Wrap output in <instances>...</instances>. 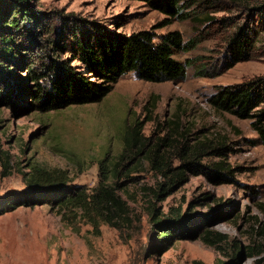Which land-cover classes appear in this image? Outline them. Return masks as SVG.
Masks as SVG:
<instances>
[{
	"label": "rangeland",
	"instance_id": "1",
	"mask_svg": "<svg viewBox=\"0 0 264 264\" xmlns=\"http://www.w3.org/2000/svg\"><path fill=\"white\" fill-rule=\"evenodd\" d=\"M259 2H198L184 9L194 11L196 20L171 19L164 26L168 15L148 0L27 1L36 18L0 84V197L24 188L22 172L32 164L62 168L74 185L96 186L99 162L116 159L124 129L135 121L146 137L178 141L170 151L172 168L182 165L181 134L189 135L190 145L211 141L221 153L185 166V179L160 198L144 189L163 180L148 166L121 180L119 193L134 218L123 230L103 224L95 234L83 222L68 225L48 204L0 215V264H264V147L251 119L219 111L209 101L220 86L264 78V10L253 9ZM87 25L123 34L152 29L158 37L179 31L195 44L174 55L189 61L184 78L149 82L129 72L98 102L40 109L33 78L47 86L43 74L50 63L65 61L87 72L72 51L54 49L66 43L68 28ZM238 27L254 47L250 59L230 65L227 41ZM219 162L223 169L215 170ZM149 204L160 220H177V209L185 235L158 239L161 230L152 224ZM206 231L227 238L215 248L202 242Z\"/></svg>",
	"mask_w": 264,
	"mask_h": 264
},
{
	"label": "trees",
	"instance_id": "2",
	"mask_svg": "<svg viewBox=\"0 0 264 264\" xmlns=\"http://www.w3.org/2000/svg\"><path fill=\"white\" fill-rule=\"evenodd\" d=\"M28 0H0V84L8 72L12 71L8 62L18 55L20 41L31 32L29 26L35 20V13L29 11ZM153 6L168 15L160 25H168L171 19H194L193 12L184 9L198 2L212 0H148ZM248 3L249 0H242ZM253 9L264 10V1ZM249 8L248 4H245ZM212 20V17H206ZM66 43L55 48L72 51L87 72L77 70L65 61L56 60L47 66L44 78L47 86H42L37 77L36 98L40 109L50 111L75 104L95 103L103 99L118 82L129 72L138 79L149 82L179 81L185 76L184 63L177 60L176 51L187 52L195 44L194 40L184 41L179 31H170L158 37L151 30H139L129 34L117 33L103 27L84 26L68 28ZM254 42L244 27H238L227 41L233 65L250 59ZM204 74L203 72H200ZM12 75V74H11ZM1 90V89H0ZM210 104L217 110L231 113L241 119H251V127L256 132L259 143L264 147V78L237 85L220 86L210 98ZM139 121L127 126L122 135L123 146L113 162L107 159L99 162L98 183L92 188L71 183L69 173L62 168H46L38 164L29 166L22 172L24 188L0 197V215L19 207H35L48 204L60 219L74 225L83 222L91 226L95 234L100 226L107 225L123 230L133 221V213L125 198L119 193L124 188L123 179L132 180V173L146 166L163 180L154 187H144L155 198L171 191L175 184L185 179V166L194 165L207 155H220V148L211 141L195 139L190 145L189 135L181 134L180 140L182 165L172 168L170 151L174 149L173 138L159 137L153 140L141 134ZM222 162L215 163L214 169H223ZM6 169L8 164L4 162ZM207 198V196H205ZM154 204L148 205L152 224L161 231L156 232L158 239L168 242L179 232L185 235L184 221L178 220L176 209L173 217L177 220H160ZM188 232V231H187ZM206 245L217 248L227 236L206 231L200 236ZM251 252L248 251V254ZM194 264H200L194 262Z\"/></svg>",
	"mask_w": 264,
	"mask_h": 264
}]
</instances>
